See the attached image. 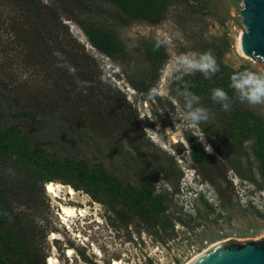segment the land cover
Returning a JSON list of instances; mask_svg holds the SVG:
<instances>
[{
	"label": "rangeland",
	"instance_id": "374dc122",
	"mask_svg": "<svg viewBox=\"0 0 264 264\" xmlns=\"http://www.w3.org/2000/svg\"><path fill=\"white\" fill-rule=\"evenodd\" d=\"M241 7V0H188L186 6H169L157 24L134 21L117 27L119 37L127 45H136L141 37L153 38L167 52L159 79L147 92L134 89L128 74L93 48L72 20H64L72 35L94 58L96 82L90 96L107 99L108 102L103 101V109L109 115L120 114L125 120H97L84 133L76 131L82 139L71 133L73 122L65 121V126L59 121L53 122L47 128H41L36 122L31 127L40 133L35 134L38 142L58 156H86L92 162L102 161L107 171L115 172L122 180L132 179L138 146L148 158L157 152L162 163L161 173L154 181L155 189L169 191L171 202L166 214H172L175 209L174 215L180 219H173V234L164 237L161 227L155 233L140 219L131 223L121 221L110 209L109 202L100 203L81 190H75L73 196L64 188L58 196L45 190L41 213L46 217L44 223L52 229L41 241L46 264L49 256L55 259L52 264H115V260L117 264H184L217 241L255 240L264 235V175L253 152L246 148V143L228 146L225 139L212 133V126H205L207 134L199 125L185 121L183 103L171 89L172 79L185 75L177 70V58L193 51L222 50L220 60L227 67L264 71V65L257 58L243 54L237 47V40L245 29L241 17L233 11ZM1 38L6 42L5 33ZM5 47L0 58L1 61L11 58L5 63L7 72L26 81L30 89L42 85L35 68L26 67L20 54L8 51L7 45L2 48ZM105 78L109 80L106 84L102 83ZM250 109L264 115V107ZM131 115L134 119L129 122ZM135 122L137 129H134ZM201 130L203 142L196 136ZM188 133L197 138L204 150V143L211 146V152L205 150L208 162L193 163L186 140ZM3 170L9 184L24 179L23 169L15 165ZM51 174L53 182L61 184L68 178L67 171L60 166ZM60 204L84 208L85 214L66 223L59 216ZM52 233L55 237L51 238ZM68 248L73 251L70 255Z\"/></svg>",
	"mask_w": 264,
	"mask_h": 264
},
{
	"label": "trees",
	"instance_id": "16d2710c",
	"mask_svg": "<svg viewBox=\"0 0 264 264\" xmlns=\"http://www.w3.org/2000/svg\"><path fill=\"white\" fill-rule=\"evenodd\" d=\"M186 4L188 0H0V45L20 54L25 66L35 68L42 82L38 87L28 88L26 81L7 72L5 63L11 58L3 61L0 58V264H46L41 243L52 229L44 223L41 197L45 194L43 186L54 179L51 172L59 166L68 174L62 184L81 190L100 203L109 202L121 221L131 223L137 218L155 233L161 227L164 237L173 234V219L180 216L174 215L175 209L166 214L171 202L169 191L155 189L154 181L161 173L162 163L157 152L148 158L138 146L132 179L122 180L115 172L107 171L102 161L49 152L38 142L35 134L40 133L31 125L38 122L41 128H47L53 122L65 126L68 121L74 123L71 133L77 134L93 127L97 120H125L120 114L109 115L103 109V101L108 102L107 99L90 96L96 82L94 58L72 35L64 20H72L93 48L128 74L134 89L147 92L157 83L167 52L153 38L141 37L136 45L129 46L119 37L117 27L134 21L157 24L169 6ZM4 33L6 42L1 38ZM2 47L0 55L6 50ZM211 52L220 65L216 75L206 79L196 72L185 74L183 80L175 76L171 89L183 104L181 93L185 84L188 91L199 96L201 104L213 113L214 118L208 124L214 127L212 133L225 139L228 146L246 143L264 175V115L243 108L234 99L228 85L229 75L236 70L221 62L222 50ZM107 81L105 78L102 83ZM216 87L224 88L233 97L230 111L222 110L211 99V90ZM62 111L66 114L62 115ZM133 119L134 116H129V122ZM199 126L207 131V125ZM127 128L132 130L130 126ZM186 140L193 163L208 162V154L197 138L188 133ZM13 165L23 169L24 179L9 184L3 168Z\"/></svg>",
	"mask_w": 264,
	"mask_h": 264
},
{
	"label": "clouds",
	"instance_id": "9594fccd",
	"mask_svg": "<svg viewBox=\"0 0 264 264\" xmlns=\"http://www.w3.org/2000/svg\"><path fill=\"white\" fill-rule=\"evenodd\" d=\"M177 70L184 74L199 72L206 79H211L220 71V65L211 50L204 52L193 51L177 58ZM229 88L234 93V99L250 108L264 107V71H255L252 68L236 70L229 75ZM184 104V120L192 125H208L214 118L213 113L200 102V97L185 88L181 93ZM211 99L221 105L222 110L230 111L233 106V97L220 87L211 90ZM204 141V133L196 135ZM205 150L212 151L209 144L204 143Z\"/></svg>",
	"mask_w": 264,
	"mask_h": 264
},
{
	"label": "water",
	"instance_id": "95a60500",
	"mask_svg": "<svg viewBox=\"0 0 264 264\" xmlns=\"http://www.w3.org/2000/svg\"><path fill=\"white\" fill-rule=\"evenodd\" d=\"M241 2L242 7L233 11L245 29L239 39L241 51L264 65V0ZM186 264H264V235L255 240L217 241Z\"/></svg>",
	"mask_w": 264,
	"mask_h": 264
},
{
	"label": "bare ground",
	"instance_id": "6f19581e",
	"mask_svg": "<svg viewBox=\"0 0 264 264\" xmlns=\"http://www.w3.org/2000/svg\"><path fill=\"white\" fill-rule=\"evenodd\" d=\"M237 47H238V49L240 51L241 48H240L239 39L237 40ZM44 188H45L47 193H50L53 196H58L59 195V191L61 189H63V188L65 189L67 194H69L71 196H73L75 194V190L71 186H69V185L63 186L61 183L53 182V181L46 182V184L44 185ZM84 214H85V209L84 208H77V207L69 206V205H66V204H60L59 205V216L66 223H68L70 219L75 218L77 216H83ZM52 237H55L54 233H52L51 238ZM72 252L73 251H72L71 248L67 249V254L68 255H70ZM197 255L198 254L193 256L190 260H192ZM189 261H187V262H189ZM54 262H55V259L53 257L49 256L48 257V264H52ZM114 263L117 264V261L115 260ZM186 263H184V264H186Z\"/></svg>",
	"mask_w": 264,
	"mask_h": 264
}]
</instances>
